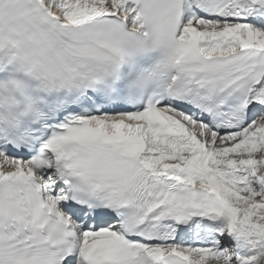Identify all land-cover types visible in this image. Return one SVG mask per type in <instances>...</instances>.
Returning a JSON list of instances; mask_svg holds the SVG:
<instances>
[{
  "label": "snow or ice",
  "instance_id": "6c2138e0",
  "mask_svg": "<svg viewBox=\"0 0 264 264\" xmlns=\"http://www.w3.org/2000/svg\"><path fill=\"white\" fill-rule=\"evenodd\" d=\"M0 264H264V0H0Z\"/></svg>",
  "mask_w": 264,
  "mask_h": 264
}]
</instances>
